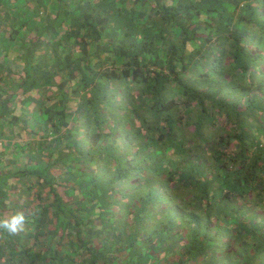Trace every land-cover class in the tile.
Returning <instances> with one entry per match:
<instances>
[{
    "label": "trees",
    "instance_id": "16d2710c",
    "mask_svg": "<svg viewBox=\"0 0 264 264\" xmlns=\"http://www.w3.org/2000/svg\"><path fill=\"white\" fill-rule=\"evenodd\" d=\"M2 127L0 264H264V0H0Z\"/></svg>",
    "mask_w": 264,
    "mask_h": 264
},
{
    "label": "rangeland",
    "instance_id": "374dc122",
    "mask_svg": "<svg viewBox=\"0 0 264 264\" xmlns=\"http://www.w3.org/2000/svg\"><path fill=\"white\" fill-rule=\"evenodd\" d=\"M3 132H10V128L8 127H2L0 129ZM12 135V134H11ZM26 135V132H25ZM27 136V135H26ZM12 139H14V141L17 140L16 136H11L9 141H12ZM2 142V140L0 141V158L2 159L3 157H6V160L11 161V163H7V165L4 163L3 159L2 161H0V169H6L7 171H9L10 173H14L17 172L18 170L22 169V168H31L32 164L28 162V159L26 157V154L24 152L20 151V146L21 144L17 145L15 144V142ZM19 142H22L19 140ZM13 145V146H12ZM22 178H24L23 183L26 181L27 176H23ZM22 178H18V177H11V179H9L11 186H12V190L13 192L18 191L17 187L21 186L22 184ZM34 192V190L31 189V193ZM25 190H19V196L21 197V199L24 198L25 196ZM14 197V194L10 191V200L11 198ZM20 199V200H21ZM18 208H25V206L22 204L23 201H19L18 202ZM30 205L27 203V206ZM28 209V208H26Z\"/></svg>",
    "mask_w": 264,
    "mask_h": 264
},
{
    "label": "clouds",
    "instance_id": "9594fccd",
    "mask_svg": "<svg viewBox=\"0 0 264 264\" xmlns=\"http://www.w3.org/2000/svg\"><path fill=\"white\" fill-rule=\"evenodd\" d=\"M25 225V214L20 211L10 214L7 217H0V232L14 235L24 231Z\"/></svg>",
    "mask_w": 264,
    "mask_h": 264
}]
</instances>
